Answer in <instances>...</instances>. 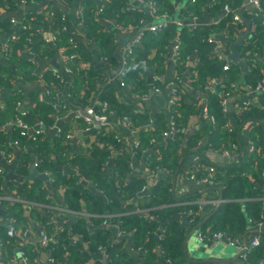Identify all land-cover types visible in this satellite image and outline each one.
I'll use <instances>...</instances> for the list:
<instances>
[{
    "label": "crops",
    "instance_id": "1",
    "mask_svg": "<svg viewBox=\"0 0 264 264\" xmlns=\"http://www.w3.org/2000/svg\"><path fill=\"white\" fill-rule=\"evenodd\" d=\"M11 1L13 2V6L6 5V7L0 10V49L6 48L18 28H25L23 27V23L25 22L30 31V37L33 38L35 44L26 45L20 51V60H27L30 64L28 70L22 72L18 71L20 66L19 60L11 61L9 59L10 57H6L3 52L0 51V71L5 76L11 78V84L9 86L0 85V110L5 106L6 97L15 90L23 94L24 99L21 106L23 108H29L34 105V97H39L47 88H50L52 90V95L49 99L56 104L53 114L55 116V121L51 126L46 128L42 126L44 134L40 136L41 148L50 151L54 148L57 138L61 137V144H63L65 149L60 155L50 151L49 154L51 158L62 170L70 175L76 176L80 182L90 187L91 189H89L91 191H93L92 188L96 190V195L98 194L101 196L103 200V212L89 213L85 200L82 201L81 210L76 211L69 209L65 198L67 186L54 187L53 173L51 171L41 170L39 166H34V162L37 160L41 161L42 158L41 155L34 150L35 147L38 146V143H33L30 137L22 139L19 144L9 145L7 158L5 154L0 151V167L3 168V174H1L2 194L0 196L2 198L0 200V227H5L7 235L6 240H2L0 237V264H70V256L72 255L71 249L80 246L83 250L91 251L90 240L86 239L83 232L74 231V224L83 217L87 219L90 233H94L97 230H102V232H104L106 229H110L112 232L111 238H113L111 243L117 241L122 242L123 251L133 260V264H174L168 255L166 256L165 247L160 244L154 248L156 254L155 260L149 261L148 258L150 255L147 257V253H145L141 246H133L131 244V233L127 230H123L121 227V216L129 214L131 211L114 210L111 212L107 211V206L114 198H119L123 204H125V202L127 203V199H125L124 195L118 193L119 191H116V189L119 190L127 185L133 178L146 179L147 185L145 187H147L148 190L149 186L155 181H164L166 184L170 185L172 194H175L179 199H183L181 201H174L172 204H193L198 206L196 216L189 215L188 211H191V209H189L187 212H179L181 217L179 220L173 222L176 227L177 235V227L179 224L181 225L182 237H178L184 241L189 230H191L194 225L198 224L204 217L208 216L209 218L216 210V207L221 204L217 202V200L223 198L220 194L219 186L216 184L206 186L199 183V178L197 179V171L194 168L196 166L195 157L199 155L198 153L192 152L184 154L180 149L178 160L173 168H167L160 163H158L156 167L151 168V159L155 161V159L157 160L163 156L170 138L164 137L162 133V137L158 138L156 136H152L149 139L144 137L145 141L143 143L141 137L148 125L144 122H140L138 115L142 113L149 114V120L151 119L154 122L153 125L156 124L159 117L163 118V116H165L169 118L168 99L172 94V90L175 88L181 89L180 95L185 104L193 105L195 108L193 112L188 114L184 124L185 130L183 132L190 134L201 129L204 125L212 123L209 116L200 110L202 99L200 98L198 100V98L201 97V91L197 86L201 65L198 51L194 49L187 57L185 63L181 65L175 56L176 46L181 42L179 33L172 37L163 48L157 46L152 47L149 61H144L138 68L140 78L145 80L148 85V99L142 98L144 93L140 91L134 93L130 84L122 86L118 83V100L122 104L133 105L134 114L132 117L113 114L111 116L110 127L101 128L95 121L89 122L85 115L80 112L89 102V98L86 97L87 87L81 84L82 78H87L93 70L103 69L104 67L99 56L101 46L99 45L98 38L87 33L81 21L80 13L82 12L81 4L83 0ZM95 1L98 4L102 3L100 0ZM135 1L138 3H135ZM188 2L189 0H177L175 12L163 18L157 17L153 13L151 7L142 0H127V9L129 5L137 4L139 5L138 7L145 11L142 22L137 26L122 25L116 19L101 17V14L98 12L96 16L102 26V31L112 32L115 35L117 46L115 51L116 58L122 60L125 46L133 41L139 33L143 32L144 36L146 33L156 34L149 30L152 25L169 20V22L174 23L178 32L185 28L195 30L201 25L218 23L226 13V11H224L221 14L212 15L209 12L208 6H205L203 16H192L186 13ZM48 5H52L53 12H61L68 27H71L75 32L73 41L79 48H82L83 53L76 58L79 71L77 70L75 73H68L65 71L67 60L65 49L54 45L53 38L58 30L55 28L52 15L50 16L46 13V16L49 17L47 18V24H44L42 19L37 20V18L33 16L34 12H42ZM242 11L245 19H248L250 14L258 12L256 8L252 4L247 3L246 0L243 7L238 11V14ZM29 16H31V19L28 18ZM205 18H208L206 22L199 21ZM180 21L183 25H178ZM245 31L246 30L242 32L244 33ZM243 33H241V35H243ZM218 35L220 34H212L213 37L219 39ZM144 36L143 40L145 38ZM224 39V41L222 40L223 42L226 41V38ZM235 40L229 42V47L230 43ZM218 51L217 49L214 50L217 55L219 53ZM224 52L225 56L222 58V60H226L224 64L234 63L228 58L230 49L225 47ZM257 58L264 64V50L257 54ZM242 59L247 63L246 57L242 56ZM113 66L114 71L112 73L108 71L107 74H105V83L111 80L119 81V74L125 72V66L122 65V61L117 63L116 66L113 64ZM3 69H7L8 72L3 71ZM261 72L264 75V67L261 69ZM58 73L61 75V78L57 77ZM155 75H158L161 81V84L157 85L160 87V91H155L153 88ZM243 75L244 72L241 69V76ZM49 77H54L55 79L49 80ZM222 80V77L211 79V88L214 89ZM238 81L240 84L242 83L241 79ZM249 86L251 88L246 85L244 86L245 90L241 91L239 94L233 93L228 99L230 113L228 123L237 131L238 135L234 143L236 147L233 153L228 157L235 156L236 159L228 163H218L209 159L211 163L217 165L242 163L249 153L253 151L251 148L256 147L254 137L256 135L258 136L259 132L262 133L263 131L264 133V89H255L256 86ZM98 89H102V86L99 84ZM252 108L263 111L261 119L253 117L242 122L239 119L240 112ZM258 120H261L262 124H260ZM40 121V118L37 117L36 125L30 132L41 127ZM14 126V120H11L5 123L3 129L10 135ZM231 127L230 129L232 130ZM64 130H66V132H64ZM118 138H120V140H118ZM137 138H139L142 143L141 150L136 149L134 146V141ZM206 143L207 138L204 137L200 140L199 146H203ZM209 150L221 153L220 150ZM77 154L90 158L95 164L97 159H101L104 155L107 156L100 166L101 177L103 181L108 182L114 179L117 180L114 193L107 194L105 188L95 187L91 183H88L78 167L69 165L70 159ZM122 157L128 159L129 169L123 176H119V174L117 176L116 162ZM200 161L203 168L207 167L206 165H210V163H208L209 161L204 162L202 157ZM33 173L47 175V178H25ZM78 174L83 177L85 182L81 180ZM194 174H196V176L193 177ZM220 181L218 183H220ZM23 185H27L32 189L37 186L45 187L48 193L40 199L37 198V195H35L36 199H30L21 193L20 189ZM207 187L214 188L204 192ZM147 196L148 194L146 193L140 196L136 201H134V198L132 199V203L140 202L139 208L135 211L143 212L144 218L154 216L159 220V216L155 215V210L158 207L147 206ZM223 199L225 201L227 200L225 198ZM4 201L7 202L5 205H3ZM16 203L22 205V218H19L15 213L9 216L6 213L4 214V212L2 214L3 209L5 210L9 205ZM11 217L14 218V223L17 228V234L13 237L7 234L9 219ZM91 217H96L99 221L96 222L92 220ZM261 221L263 222L262 230L264 233V214ZM166 224L160 222V226L151 232L150 235L160 240L164 236ZM254 229L255 227H252L248 235H238L235 238L224 234L218 245L233 247L234 252H237V256L245 260L247 264L246 258L238 252L231 240L239 239L242 243L245 242L248 244L254 235L259 234L261 231H255ZM203 230H205V228L203 229L201 225L193 234L202 243L200 249L205 250V253L196 257L195 252L188 250V254L192 259L187 258L185 264L203 262V259H209V257H211L207 254V250L212 244L209 241H201L198 236L199 231ZM43 232H46L50 237V241L46 246L42 245ZM205 232L210 234L212 230L207 227ZM64 233L67 234V238L61 241L60 237L61 235L63 236ZM21 251L25 252L28 258L27 260L21 257ZM91 257V259L83 264H93L96 255H92ZM229 264L244 263L233 262Z\"/></svg>",
    "mask_w": 264,
    "mask_h": 264
},
{
    "label": "trees",
    "instance_id": "2",
    "mask_svg": "<svg viewBox=\"0 0 264 264\" xmlns=\"http://www.w3.org/2000/svg\"><path fill=\"white\" fill-rule=\"evenodd\" d=\"M38 1V0H37ZM147 3L151 8L156 7L155 14H168L171 15L175 12V4L177 0H142ZM11 0H0V10L6 5L13 6ZM155 3V4H154ZM245 0H189L187 14L192 16L201 17L204 14V7L208 6L209 12L212 15L221 14L225 11V6L230 7L233 11L226 12L221 20L212 25H201L195 30L185 28L178 32L174 23L169 22V25L164 30L150 34L146 33L145 38L141 44H139L133 54L129 57L127 65H125V72L119 74V81L111 80L106 82L105 72L108 70L112 73L111 69H108L107 64H104L103 69L93 70L87 78H82L81 84L86 85L87 93L86 97L90 98L92 93H95L100 99L107 100L110 103V107L115 115L133 116V105L122 104L117 97V91L121 83V79H124L126 84H130L132 91L138 93H147L148 85L145 80L140 78L139 67L144 61H149L150 50L152 47L157 46L163 48L172 37L180 34L181 42L180 49L177 55L178 62L183 65L191 52L196 49L200 57V72L197 80V86L201 91V97L198 100H206V111L201 104L200 110L206 115H213L215 120L209 125H204L201 129L196 130L193 133L187 134L182 131H178L174 138L170 139L166 150L161 158L151 159V168L156 167L158 163L164 165L167 168H173L174 164L178 160L179 150L181 149L184 154L192 152L198 153L204 162L208 159L205 157V152L209 149L223 150L231 146L237 140V131L230 126L229 122V106L227 109L222 104L223 94L231 92L230 94H239L245 90L244 86L251 85L255 87L259 81L264 78L261 69L264 64L257 58L262 50H264V0H262L263 11L252 13L249 15L248 20L252 25H255L254 31H250L247 38H245L244 44L241 46V55L246 57L247 71L241 76L240 67L231 63L229 70L223 69V64L226 60L219 58L217 53L214 52L215 44L210 42L213 37V33L222 34L226 38L224 45L227 49H230L229 42L237 39L242 31V26H247V22L236 21L234 19V12H238L244 5ZM82 12L80 13L81 21L84 24V30L91 36L98 38L99 45L101 46L100 57L111 59V63L115 66L119 63V58H116V42L115 35L112 32L102 31L99 19L97 18V12L99 11L101 17L106 19H116L120 24L125 26H137L142 22L145 16L144 9H127V0H105L101 4H98L95 0H83ZM52 12V18L57 31L56 40L54 45L65 49L66 55L73 53L82 54V48L77 45L74 47L75 32L68 27L64 16L61 12H53L52 5H48L42 12H34L33 16L37 20L42 19L44 24H47L46 13ZM28 18L31 19V16ZM65 29H62L63 26ZM215 38V37H214ZM29 44H35L33 38L30 37V31L28 28H18L17 32L9 43L10 54L9 59L12 61L19 60L20 66L18 71L22 72L28 70L30 64L27 60H20V51ZM256 54V55H255ZM255 60V61H253ZM77 59H67L66 66L73 68L74 72H77ZM7 71V69H3ZM79 71V70H78ZM222 77V82L218 83L213 89L211 88V79ZM55 79L49 77V80ZM242 80V83L232 87L234 81ZM119 83V85H118ZM11 84V78L5 76L0 71V85L9 86ZM98 84L102 86V89H98ZM154 84H161L160 79L156 80ZM178 94L176 96L177 101L172 106L171 114H174L177 125L179 127H185V122L189 113L195 110L193 105H187L181 98V89H177ZM23 94L20 91H13L5 100V106L0 110V151L5 153V157H8V146L13 144L15 140L21 141L26 137L34 136L35 132H25L20 126L15 125L12 133L9 135L4 129L6 122L21 118L28 123L31 128L36 125V118H40L43 124L48 127L55 121L54 111L55 106L49 98L43 100L39 97H34V105L29 108H23L19 105V101H23ZM203 103V102H202ZM140 122L148 124L149 114H139ZM263 111L260 109L252 108L240 112L239 119L243 122L246 119L258 118L261 119ZM166 118V120H165ZM170 118V117H169ZM169 118L163 116L159 117L154 127H148L144 131L142 142L144 143V137L149 139L152 136L162 137L163 131L167 128ZM260 124L261 120H258ZM232 128V130L230 129ZM66 132V130H64ZM41 136V135H40ZM40 136L36 140H32L33 143H38L35 147V151L41 155L40 169L51 171L54 175L53 185L67 186L65 193L66 203L69 209L81 210L82 201L87 202L89 213H102L103 212V200L101 196L96 195L91 191L90 187L84 185L76 176L62 170L57 163L51 158L50 151L60 155L65 149L61 144V137L57 138L54 148L50 151L43 150L41 148ZM62 136V135H61ZM207 138V143L203 146H199L202 138ZM145 138V139H146ZM256 147L245 158L242 163L226 164L216 166V184L220 188V194L223 198L227 199L221 203L216 210L210 215L207 221L202 224L203 229L211 228L212 232H222L225 235L235 238L238 235H248L252 226L262 220L264 214V133L259 132V135L254 137ZM185 144V145H182ZM142 145V143H141ZM141 150V148L139 149ZM180 150V151H181ZM107 158L104 155L101 159H97L96 164L91 161L90 158L77 154L70 159L69 165L78 167L84 178L88 183H91L95 187L105 188L107 194L115 192L114 187L117 184V180L103 181L101 177L100 166ZM117 176H123L129 169V161L127 158H119L116 162ZM248 173V174H247ZM2 172H0V195L2 194ZM207 175V172L202 170L197 172V177H203ZM119 178V177H118ZM117 178V179H118ZM221 180V181H220ZM120 181V180H119ZM220 181V183H218ZM147 185L146 179L133 178L127 185L123 186L118 193L124 195L127 199V203H122L119 198H114L113 201L108 204L107 211L113 212L114 210L131 211V213L121 216V227L123 230H127L131 233V244L135 247L141 246L145 251L149 261L155 260L154 248L158 244L165 247L166 256L172 260L174 264H185L187 262V256L183 248V240L178 237L176 233V227L174 223H168V221L178 214L179 212H187L189 209L197 211V205H174V201H181L175 194H172V190L169 184L164 181H155L149 186L147 192L148 202L147 206H157L155 215L159 216V220L156 217L151 216L144 218L143 212L135 211L139 208L140 202L132 203V199L135 195L141 191ZM90 188V189H89ZM24 196L30 199H40L48 193L47 188L37 186L29 188L27 185H23L20 189ZM185 199V198H184ZM130 201V202H129ZM7 202H3L5 205ZM22 205L19 203L9 205L2 214L6 213L8 216L15 213L19 218H22L23 212ZM1 215V209H0ZM96 222L99 221L96 217H91ZM160 222H164L165 232L164 236L157 240L151 236V232L156 230L160 226ZM87 219L85 217L80 218L74 224L75 232H83L86 239L90 240V250H83L80 246L73 249L70 256V264H83L91 259L92 255H96L93 264H133V260L129 255L123 251L122 242H114L111 238L112 232L110 229L97 230L94 233H90L88 230ZM198 223V222H197ZM204 231V233H206ZM260 244L256 247H252L246 254L247 264H261L264 263V233L261 229ZM0 237L2 240L7 239L5 227H0ZM67 238V234L61 235L60 240ZM101 246L106 247L103 252ZM190 264H211L206 262H191Z\"/></svg>",
    "mask_w": 264,
    "mask_h": 264
},
{
    "label": "built area",
    "instance_id": "3",
    "mask_svg": "<svg viewBox=\"0 0 264 264\" xmlns=\"http://www.w3.org/2000/svg\"><path fill=\"white\" fill-rule=\"evenodd\" d=\"M100 1L104 2L105 0H100ZM192 1H194V0H192ZM247 3L252 4L256 8V10L258 12H262L263 11L262 0H248ZM138 6L139 5H137V4L136 5L132 4V5H129L128 9H140V7H138ZM151 9H152L153 13L155 14L156 7L154 6ZM225 11L226 12H231L233 10L230 7H228V6H225ZM98 13H100V12L98 11ZM47 14H49L51 16L52 12L48 11ZM155 15L157 17H163V18H166V17L169 16L168 14H155ZM234 19L236 21H242V18L240 17V15L238 14L237 11L234 12ZM168 25H169V20H166L163 23L152 25L149 28V30L151 32L157 33V32H160V31L164 30L165 28H167ZM178 25H183V23L180 21V22H178ZM23 27L27 28L26 22L23 23ZM65 28H66V26L64 25L62 27V29H65ZM246 29H247V26H242L240 31H244ZM254 29H255V25L250 27V31H253ZM143 36H144L143 32L139 33L133 41L129 42L125 46L124 51H123V58H122V65L123 66L127 65L128 59L133 54L135 48L139 44L142 43ZM55 40H56V35L53 38V42L54 43H55ZM210 42H214V44H215L214 49L219 50L218 56H219V58L222 59L225 56V52H224L225 45H224V42L222 40L214 38V37H212L210 39ZM76 46H77V44L75 43L74 47H76ZM179 49H180V42L177 44L176 49H175V56L176 57H177V55L179 53ZM0 51H2L3 54L6 57H9V54H10L9 44L6 46V48L0 49ZM79 56H80V54L78 52L77 53H73L71 55H66L67 59L68 58L69 59H76ZM100 60L103 62V64H107L108 69H111L113 71V69H114L113 67L114 66H113V63H111V59L100 57ZM230 68H231V64H229V63H226V64L223 65V69L224 70H229ZM65 71L68 72V73H75L73 68H71L69 66H65ZM105 74H107V72H105ZM57 77L61 78V75L58 73ZM158 79H159L158 75H155L154 80L156 81ZM120 84L122 86H126L125 80L121 79V83ZM238 84H239V81H234L231 85H232V87H234V86H237ZM247 86L250 87L249 85H247ZM153 88H154L155 91H160V87L157 86L156 84L153 85ZM255 89H264V78L261 81L258 82V84L256 85ZM230 93L231 92L224 93L223 97H222V100H221L225 109L228 108V99L232 95ZM177 94H178V91H177V88H175V89L172 90V94H171V96L168 99V110H169V114H170V118H169L170 120H169L167 128L163 131V136L164 137H168L170 139L174 138V136L176 135V133L178 131H182L183 132L185 130V127H179V125H177L176 120L174 118V114H171L172 106L177 101V99H176ZM51 95H52V90L50 88H47L43 93L40 94V99L43 100L45 98H50ZM142 98L148 99V94L144 93V95H142ZM201 103L203 104V109L206 111V100L202 99ZM21 104H22V102L19 101V105L20 106H21ZM82 110L86 112L87 116H85V117H86V119L89 122H92V121L96 120L97 123L99 124V127H101V128L102 127H106V128L110 127V125H111V116L113 115V110L111 109L110 103L107 100H102L97 95H95V93H92L91 97L89 98V102L85 105V107L82 108ZM208 116H209L210 120L212 122H214V120H215L214 116L213 115H211V116L208 115ZM153 123L154 122L150 119L148 124H146V125L152 127ZM14 125L20 126L25 132L30 131L31 129L34 128V127L31 128V126L28 123H26L25 121H23L21 118L15 119L14 120ZM40 126L41 127L36 129L35 131H33V132H35V134H34V136L31 137L32 140H36L38 138V136L44 134V129L43 128H46V126L43 124L42 121H40ZM42 126H43V128H42ZM118 140H120V138H118ZM19 143L20 142L17 141V140H15L13 142V144H19ZM134 146H135L136 149H140L141 148L142 145H141V141H140L139 138H137L134 141ZM235 147H236V144L232 143L230 147L225 148L223 150H220V152L224 156H230L233 153V150L235 149ZM253 149H254V147L251 148V150H253ZM207 151H210V150H207ZM200 159H201V156L200 155H196V157H195L196 166H195L194 169H196L197 172H200V171L204 170V171L207 172V175H205L203 177H200L199 179L197 177V179H198L199 183H201L203 185L212 186L216 182V178H217L216 177V166L210 164V165H206L207 167L203 168V166L200 164L201 163ZM39 165H40V161L39 160L34 162V166L35 167L36 166L38 167ZM2 171H3V168L0 167V172H2ZM194 176H196V174H194L193 177ZM1 198L2 197L0 196V200H1ZM224 201L225 200L223 198L217 200L218 203H222ZM188 212H189V215L196 216L198 211L194 212V211L191 210V211H188ZM14 222H15L14 218L11 217L9 219V228H8V231H7V234L10 237L16 236V234H17V228H16ZM252 227H255V229H254L255 231H260L262 229V227H263V222L259 221L257 224H255ZM260 233H261V231H260ZM260 233L254 235V237L250 240V242L248 244H246L245 242L242 243L239 239H235V240H231V241H232V244L234 246H236L238 252H240L246 258V254H247L248 250L250 248L256 247V246H258L260 244V237H261ZM198 236H199V239L201 241H209L212 245H216V244L219 243L220 239L224 236V233L218 231V232H211L210 234H208V233H204L203 231H199ZM49 241H50L49 235L46 232H43L42 233V245L46 246L49 243ZM100 248H101V250L103 252L106 250V247H104V246H101ZM20 255H21V257L24 260L28 259L24 251H21ZM261 264H264V263H261Z\"/></svg>",
    "mask_w": 264,
    "mask_h": 264
},
{
    "label": "water",
    "instance_id": "4",
    "mask_svg": "<svg viewBox=\"0 0 264 264\" xmlns=\"http://www.w3.org/2000/svg\"><path fill=\"white\" fill-rule=\"evenodd\" d=\"M246 1H248V0H246ZM135 3H138V2L135 1ZM239 14H240V17H242L247 22V29L243 33V35H241L234 42L230 43V53L228 54V58L230 60H232L235 64H237L242 69V71L245 73L247 71V63L242 59L240 48L244 44L245 38L249 35L251 23L249 22L248 19L244 18L243 11L240 12ZM207 20H208V18L201 19L199 21L200 22H206ZM218 38L223 40V41L225 40L224 37H222L221 35H218ZM81 113L83 115L87 116L85 111L82 110ZM94 121L97 123L96 120H94ZM205 157H206V159H208V161L210 159V160L218 162V163H220V162L228 163V162L234 161L236 159L235 156H233V157L224 156L223 154L216 153L215 151H212V150L205 152ZM78 175L81 178V180L85 182V180H83V177L80 174H78ZM35 177L47 178V175H40V174H37V173H33V174H31V175H29L28 177H25V178L26 179H34ZM213 188L214 187H207L204 190V192H207V191H209L210 189H213ZM92 190L96 193V190H94L93 188H92ZM148 191L149 190H148L147 187L143 188L141 191H139L135 195L134 201H136L140 196L145 195ZM180 217H181V214L178 213L175 216H173L168 221V223H173V222L179 220ZM207 219H208V216L204 217L198 224L194 225L193 228L191 230H189L188 234H186V237H185V239L183 241V248H184V252H185V254H186L188 259H192L189 256V254H188V250H189V248H188V239H189L190 235H192L195 231H197L198 228L203 223H205L207 221ZM177 232H178V236L182 237L181 236V225L180 224L177 227ZM220 251L223 252L224 249L222 248V246H219L218 244L208 247L207 254L209 256H211V257H209V259H203L202 261L203 262L206 261V262H209V263H221V264H229V263H233V262H242V263L246 264L245 260H243V259H241V258H239L237 256V252H234V254H221L220 255L219 254ZM158 252H159V250H158Z\"/></svg>",
    "mask_w": 264,
    "mask_h": 264
},
{
    "label": "rangeland",
    "instance_id": "5",
    "mask_svg": "<svg viewBox=\"0 0 264 264\" xmlns=\"http://www.w3.org/2000/svg\"><path fill=\"white\" fill-rule=\"evenodd\" d=\"M202 243L195 237L194 234L190 235L189 237V241H188V248L189 250L192 252H195L196 257H198L199 255L201 256L202 253H205V250L200 249L201 248ZM222 248L224 249V251H220V255L221 254H234V249L231 246H222Z\"/></svg>",
    "mask_w": 264,
    "mask_h": 264
}]
</instances>
